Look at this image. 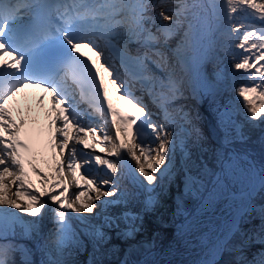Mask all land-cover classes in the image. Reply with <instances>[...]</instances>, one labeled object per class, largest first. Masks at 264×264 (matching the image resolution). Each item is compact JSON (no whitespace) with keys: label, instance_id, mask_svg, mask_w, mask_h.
Listing matches in <instances>:
<instances>
[{"label":"snow or ice","instance_id":"obj_1","mask_svg":"<svg viewBox=\"0 0 264 264\" xmlns=\"http://www.w3.org/2000/svg\"><path fill=\"white\" fill-rule=\"evenodd\" d=\"M200 7L188 0H67L59 5L43 0H0V205L15 210L0 208V233L19 226L21 235L41 241L45 257L42 264H76L64 257L86 250L88 244L92 246L89 264H104L96 259V254L110 243L112 234L127 243L144 231V217L139 213L125 211L105 215L102 224L93 222L109 205L126 203L125 193L115 179L125 152L135 160L143 178L135 179L146 192L154 193L157 187L163 190L165 181L171 183L178 178H182L189 193L205 187L204 178L214 173L197 155L205 148V138L195 123L198 116L194 118L176 102L184 97L186 79L204 81L211 92L221 73L214 72V79L209 81L203 71L204 64L213 59L211 45L195 57L188 55L194 44L190 21L181 43L175 49L169 47V41L192 10ZM211 7L215 9L217 5ZM221 7L227 34L236 37L233 47L240 50L228 53L235 61L233 69L249 73L252 80L260 78V83L238 89L249 120H260L264 117V3L223 0ZM238 14H243L244 19L237 21ZM248 18L258 20L260 26H253ZM82 48L93 55L85 58ZM156 70H160L159 75ZM137 85L158 109L163 123L153 120L148 104L134 95L132 89ZM29 87L40 89L50 101L47 109L44 95L36 103L44 109L47 119L39 131L47 128L48 145L55 161V177L51 180L38 168L29 145L21 139L29 119L17 110V123L8 107ZM110 89L136 115H122L113 104ZM94 115L102 118L103 125L115 128V140L105 129L101 142L111 141L112 151L108 155L119 160L99 155L88 158L78 149L77 144L93 147L86 140L89 134L98 139L97 127L86 123ZM177 118L179 133L175 130ZM81 132L84 137H80ZM146 138L156 146L146 143ZM177 150L183 157L179 167L175 160ZM93 161L106 169L103 178H88L81 171ZM65 167L77 186L79 178H83L88 191L95 195L82 198L81 193H76L75 199H71ZM31 173L39 177V187ZM252 176L245 203L236 210L222 237L207 247L198 264H264V166L253 170ZM13 187L23 204L9 195ZM215 187L214 184L210 200ZM257 196L261 199L259 204ZM42 197H47V201ZM113 197L116 199H104ZM48 201L55 207L50 209L52 228L44 233L42 219ZM163 207L159 197L148 196L143 201L146 213L159 212ZM20 213L34 219L25 220ZM74 219L78 221L76 225ZM257 219V224L245 227ZM146 243L148 249L155 247V240ZM129 248L134 250L135 245L130 244ZM16 251L22 254L21 264H35L28 258V249L8 245H0V264H15L11 257ZM225 253L230 257L227 260L223 259ZM120 264L130 262L123 260Z\"/></svg>","mask_w":264,"mask_h":264},{"label":"rangeland","instance_id":"obj_2","mask_svg":"<svg viewBox=\"0 0 264 264\" xmlns=\"http://www.w3.org/2000/svg\"><path fill=\"white\" fill-rule=\"evenodd\" d=\"M257 2L264 3V0H257ZM199 9L200 15L198 18L199 25L197 26V31L202 33L206 24V8L201 7ZM240 15L242 16L243 14ZM236 19L237 21H240L241 18L237 16ZM229 38V43H232V41L236 39L235 36H230ZM227 48L230 49L229 47ZM231 48L236 50V53L240 51L239 49H235L233 47V43ZM219 52V55H223L224 50L220 49ZM239 58L240 57L237 55L236 59ZM234 62V59L226 61V63H232V67ZM233 70L234 69H230L231 72L228 73H231L230 75H232L230 78L234 81L241 79L247 82L237 85L236 87H238V89L242 85L253 86L255 83H260L259 77L252 80L249 78V73L242 70L239 72ZM156 71L159 75L160 72H158V70ZM209 73H212V71ZM238 89L234 94L231 92V96L227 98L228 103L224 99V102H222V98H216L214 101L213 98H215V96L213 95L209 98V94L207 95V101L204 103L203 109L196 107L194 103L185 102L184 105L182 104L185 111L190 112L194 118L198 116L195 123L205 138V148L198 152L197 155H199L204 164H206L209 172L214 173V175L206 176L204 178L205 187L201 188L198 192L193 191L189 193L184 187L182 178L175 179L171 183L165 181L163 184V190L160 187H157L154 193L148 192V196L159 197L164 205L163 209L156 213L144 212V198L137 196L140 204L139 207H137L138 209L136 212L133 214L139 213L144 217V231L138 234V236L141 235L142 240L146 245V250L143 253V256H147L161 243L169 240L170 235L180 228L179 225L187 223L193 216L205 212L223 216L228 211L233 210L235 212L233 214L234 217L236 210L245 203L242 198L247 195L248 188L253 181L252 171H259L260 167L264 166V117L256 121L249 120L243 105V98L238 95ZM206 90L208 89L206 88ZM213 105H215L216 110ZM221 115L224 116L223 123L221 122ZM210 120L212 121V124ZM179 124L180 122L178 120L175 129L177 133L180 132ZM252 127L254 130H260V134H252L255 139L254 141L250 138L251 134H247V131H250V128ZM237 133H240L243 138H241V135H237ZM260 135L263 137L261 138V141L257 143L256 139ZM152 143L153 141L149 144ZM152 146L155 147V143H153ZM259 148L262 152H260ZM175 160L177 162V167H179L183 162V157L180 155L179 150H177ZM50 176L53 177V174L50 173ZM217 178L219 179V183H217ZM31 179L36 186L39 187V177H32ZM214 184L216 185L214 189V196L210 200L209 194L213 191ZM81 191H83V187L80 186L78 187L77 193H81ZM164 193L166 194L165 197ZM9 195H11L13 199H17L14 187L10 191ZM17 202L23 204L24 200L19 199ZM52 207L55 206L51 205L48 208V214L46 213V209L44 211V215L47 217L49 223L47 227L48 229L52 228V224L50 222V209ZM0 208L15 211L14 209H10L7 205H0ZM192 214L194 215L191 216ZM70 215L76 216L77 214L70 213ZM20 216L25 220L34 219L33 217H29L26 213H20ZM181 220L184 222L181 223ZM72 222L74 225L78 223L75 219ZM258 222V219L254 220L252 225L246 224L245 227H252ZM121 227H123V224H121ZM208 227L209 223L201 224L200 226L192 229V232L187 235V239H185L184 243H194L197 238H200V241L210 238L212 232H204L209 229ZM16 229L21 230L19 226H17ZM105 231H108V229H105ZM112 235V240L105 246V249L102 250V252L96 254V259L102 260L104 264H120L123 260H128L130 264H134L136 259L125 252V245L130 244L131 241L126 243L119 239L115 234ZM27 239H30L29 243H27L29 245H26V243L21 240L16 246H23L28 249V258L33 260L31 247L35 238ZM152 240H155V247L148 249L146 242ZM85 243H88L86 239ZM20 255L22 256L21 253ZM226 257L227 256H224L223 259ZM64 258L69 261H75L76 264H89V261L92 259V246L91 244H88L86 250L79 253L72 252ZM44 259L45 257L42 253V261Z\"/></svg>","mask_w":264,"mask_h":264},{"label":"bare ground","instance_id":"obj_3","mask_svg":"<svg viewBox=\"0 0 264 264\" xmlns=\"http://www.w3.org/2000/svg\"><path fill=\"white\" fill-rule=\"evenodd\" d=\"M199 1V2H198ZM189 3H199L202 4L206 8V15L207 24L205 25L204 31L202 33V36L200 37L197 26L199 25V15H200V9L195 8L192 10V13L189 14L188 19L184 22L183 27L178 31V33L169 41V47L175 49L178 44L181 43L182 38L184 36L185 29L188 28L189 21L193 25L192 29V36L194 38V44L193 47L189 49L188 55L190 57H195L198 55L199 52H202L204 49L208 48L209 45H211V49L214 53L213 59L210 62H207L204 64L203 71L207 77V79H214L213 73L216 71H219L221 74H224L226 72H229L230 69H233L231 64L226 63V61L233 60V57L229 55V51L226 50V54H223V58H220L217 56L218 51L221 47L224 46V33L221 35L215 34V29L217 26L218 21H225L224 19V9L221 7L223 4V0H188ZM197 3V4H198ZM217 5V7L214 9L211 7V5ZM201 8V7H200ZM217 53V54H216ZM216 55V56H215ZM215 56V57H214ZM208 71V72H207ZM212 73H209L211 72ZM179 74V72H178ZM218 82V81H216ZM192 83V84H191ZM205 82L202 80L197 79L196 82H192V80H185L184 84V98H181L182 101L187 98L190 95H193L195 92L198 93V95H201L199 91H202V95L204 93ZM224 90L217 91L213 98L215 101L216 98H219L223 101V99L228 103L227 98H229L231 95V92L234 94L236 93V90L238 87H231L229 86H223L222 88ZM211 98V97H210ZM214 109L215 108V105ZM213 109V111H214ZM146 141V139H145ZM147 143V142H146ZM104 146H107V149L101 150L102 152L109 153L112 151V145L109 143H105ZM156 146V145H155ZM137 155H139V149L136 150ZM106 159V158H104ZM133 164L135 168L137 169V165L135 160H133ZM100 167H104L101 166ZM120 171L118 173V178L123 181L122 185H118L121 192L125 193L124 200L125 202H121L119 204L109 205L107 209L104 210V213L99 217L98 220H94V223L102 224L104 220L105 215H119L125 211L134 213L139 207V200L136 196V194L133 192L134 187L132 184H130L128 178L125 176L124 169L122 170L121 166H119ZM53 168L49 167V171L52 172ZM65 175L68 180V186L70 188V191L72 194L71 199H75V194L78 192V187H83L82 198L86 197L87 195H95L94 192L88 191V185L85 183V179L79 178V186H77V182L73 180L71 172L67 169L64 170ZM106 172V169L101 170L99 174L97 175L98 179L99 176H104ZM111 176L110 174H108ZM91 178V177H88ZM11 177L8 178V182L11 183ZM40 186V184H39ZM165 194V193H164ZM163 194V195H164ZM119 195V193H118ZM166 194L164 195V197ZM245 197L243 196V200L245 201ZM105 200L108 199H116L113 198H104ZM19 200V199H17ZM6 206V205H4ZM99 212L100 209H97ZM235 212L233 210L228 211L225 215H219L215 213H200L195 216H193L187 223L184 225H181L179 229H177L173 234L170 235V239L161 243L158 247H156L153 251H151L147 256H143V253L146 250V245L142 240L141 235H137L134 241H131L130 244L135 245V249L129 248L130 244L125 245V252L130 254L132 257L136 259V262L134 264H145V262H148V264H198V262L205 257V253L207 250V247L211 246V244L215 243L216 240L226 232L228 225L231 223L233 219V214ZM88 215V214H85ZM30 217V216H29ZM209 223V229H207L206 232H212V235L210 238L200 241V238H197V240L194 243L185 244L184 241L187 239V235L192 232V229L196 228L197 226H200L201 224H207ZM228 223V224H227Z\"/></svg>","mask_w":264,"mask_h":264},{"label":"trees","instance_id":"obj_4","mask_svg":"<svg viewBox=\"0 0 264 264\" xmlns=\"http://www.w3.org/2000/svg\"><path fill=\"white\" fill-rule=\"evenodd\" d=\"M244 120H245V119H244ZM258 131H259V132H258ZM254 133H255V134H260V130H256V129L254 130L253 127H252V128H250V131H247V134H249V135L251 134V135H250V138H251L252 141L255 140V139L253 138L254 136H252V134H254ZM255 134H254V135H255ZM262 137H263V136L260 135V136L258 137L259 140H258V138L256 139L257 143H259V141H261V138H262ZM257 145H258V144H257ZM259 150H260V148H259ZM260 152H262V151L260 150ZM224 259H225V258H224Z\"/></svg>","mask_w":264,"mask_h":264}]
</instances>
